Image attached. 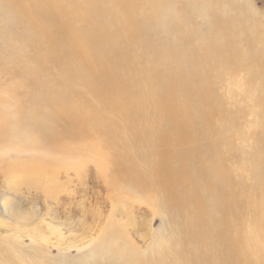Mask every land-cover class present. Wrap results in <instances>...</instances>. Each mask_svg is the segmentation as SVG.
<instances>
[{
	"label": "bare ground",
	"instance_id": "obj_1",
	"mask_svg": "<svg viewBox=\"0 0 264 264\" xmlns=\"http://www.w3.org/2000/svg\"><path fill=\"white\" fill-rule=\"evenodd\" d=\"M180 1L175 12L176 0H0L2 64L38 107L16 126L56 152L68 143L90 147L91 130L111 138L116 124L106 117H121L157 159L154 185L179 221L181 247L167 264H250L253 240L232 232L243 228L244 201L264 211V130L252 131L249 149L234 144L244 137L227 134L246 116L264 127V25L237 0ZM234 87L242 88L236 96ZM223 88L231 105L241 99L249 109L225 108ZM105 148L107 165L146 194L150 181ZM232 163L255 177V193L232 190ZM115 242L69 264H164L159 240L143 253Z\"/></svg>",
	"mask_w": 264,
	"mask_h": 264
},
{
	"label": "rangeland",
	"instance_id": "obj_2",
	"mask_svg": "<svg viewBox=\"0 0 264 264\" xmlns=\"http://www.w3.org/2000/svg\"><path fill=\"white\" fill-rule=\"evenodd\" d=\"M237 1L246 9L248 17L254 16L252 18L264 25V0ZM181 3L176 0L172 6L175 12L180 11ZM6 56L5 52L0 53V264H69L99 246L108 247L111 241H117L113 246L118 248L122 241H128L136 251L143 253L157 240L162 242L163 263L167 264L180 249L182 237L177 215L165 213L163 198L154 185L150 171L157 159L152 151L134 140L135 131L130 130L126 121L112 115L106 117L116 124L111 138H101L88 125L90 147L68 143V148L55 152L39 145L41 141L33 142L24 132L21 134L16 125L38 107L20 96L24 88L11 70L4 68L2 60ZM242 75L238 74L237 79L244 78ZM76 90L85 94L88 101L91 99L82 86L77 84ZM241 90L234 87L232 94L225 88L221 90L225 108L249 109L247 103L239 99L241 96L236 105H231L229 95L236 96ZM90 104L96 106L93 102ZM257 109L254 106L255 112ZM139 125L137 122V129ZM259 130H264L263 124L255 125L252 118L246 116L227 135H241L244 140L235 139L234 144L249 149L256 140L252 131ZM55 131L59 134L60 129ZM104 146L108 156L129 158L134 171L150 181L146 194L132 189L107 165L99 155ZM231 166L232 190L245 186L246 191L241 190L243 195L248 197L250 192L255 193V177L233 163ZM237 208L243 228L233 230V237L242 241L250 237L254 244L249 248V263L262 264L264 231L259 223L264 222V211L251 209L247 200ZM209 211L212 216V209Z\"/></svg>",
	"mask_w": 264,
	"mask_h": 264
},
{
	"label": "clouds",
	"instance_id": "obj_3",
	"mask_svg": "<svg viewBox=\"0 0 264 264\" xmlns=\"http://www.w3.org/2000/svg\"><path fill=\"white\" fill-rule=\"evenodd\" d=\"M167 17H168V13H167V11L165 12V15H164V17H163V19H162V24L166 27V23H167Z\"/></svg>",
	"mask_w": 264,
	"mask_h": 264
}]
</instances>
